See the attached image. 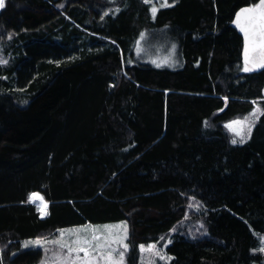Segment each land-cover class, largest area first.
Instances as JSON below:
<instances>
[{
  "label": "trees",
  "instance_id": "16d2710c",
  "mask_svg": "<svg viewBox=\"0 0 264 264\" xmlns=\"http://www.w3.org/2000/svg\"><path fill=\"white\" fill-rule=\"evenodd\" d=\"M162 3L5 0L0 264H39L43 252L25 250L27 240L123 222L127 263L139 264V246L177 229L192 199L207 235L175 233L168 264H264L255 253L264 115L244 144H232L226 128L256 104L264 110V68L242 70L245 44L233 27L259 0ZM160 45L178 68L155 63L147 51ZM33 193L49 203L47 218Z\"/></svg>",
  "mask_w": 264,
  "mask_h": 264
},
{
  "label": "snow or ice",
  "instance_id": "6c2138e0",
  "mask_svg": "<svg viewBox=\"0 0 264 264\" xmlns=\"http://www.w3.org/2000/svg\"><path fill=\"white\" fill-rule=\"evenodd\" d=\"M150 2L151 0H145V3ZM3 6L4 0H0V8ZM161 6H170L168 0H163ZM158 10L157 7H152L153 18H155ZM235 23L244 34L245 39L244 66L242 70L244 72H253L257 68H264V0H259V3L241 9L236 15ZM0 63H7V61L0 58ZM257 113L264 115V110L257 107L250 116L256 117ZM227 127L236 133L240 143H245L251 138L254 122L247 119L245 121L236 120L228 124ZM237 142L236 139L232 140L233 144ZM31 198L33 201L36 198L43 201V198L38 197L36 193L32 194ZM46 208L47 203L44 202L42 215L47 214L44 211ZM127 240L128 229L126 223L116 227L104 226L103 231L95 227L79 229L71 232L68 237H65L62 233L60 240L51 242L56 244L59 249V251L53 253V264H101V262L103 264H125V254L130 247L126 242ZM46 243L48 242L36 240L25 242L24 247H29V244L34 247H44ZM168 243H171V241L169 240ZM262 243H264V240H262ZM139 251L151 254L145 264H154L152 257H159V259L164 261L170 260V257L158 249L156 244L148 247L140 245ZM260 251H264V247Z\"/></svg>",
  "mask_w": 264,
  "mask_h": 264
},
{
  "label": "rangeland",
  "instance_id": "374dc122",
  "mask_svg": "<svg viewBox=\"0 0 264 264\" xmlns=\"http://www.w3.org/2000/svg\"><path fill=\"white\" fill-rule=\"evenodd\" d=\"M4 5H5V0H4ZM155 7H156V5H155ZM2 8H0V11H1ZM159 8H162V7H159ZM11 39H12V37L10 39L8 38L7 40L10 41ZM164 43H166V42H164ZM4 46H5L4 42L1 41L0 42V58H2L3 60L7 61V63H0V65H3V66L7 65L8 62H9V59H10L9 57H6V55L4 53V50H5ZM155 48L157 49L156 52L155 51H147V52H149L148 53L149 55H150V53H152L155 56L154 60H155V63H158V66H166V67H169L170 69L178 68L177 66L179 65V63L175 59V57H176L175 53H173V54H171V52L170 53H165V52H167L166 45H160V46H157ZM142 53L143 52H141L140 54H142ZM163 63H165V65H162ZM172 67H175V68H172ZM16 89H18V88H16ZM257 107L260 108V106H258V104H256L255 108H257ZM259 115L260 114L257 113L256 117H252L249 114V115L244 116L242 118H238V119H234L232 121H229L226 124V128H227V130H228V132H229V134L231 136V139L232 140L236 139L238 141L234 145H241V144H244V143H240L239 142V137L236 135V133L234 131L230 130L227 127V125L230 124L233 121H236V120H240V121H245L246 119L247 120H251V121L254 122V127L252 128V131H251V136H252V132H253V130L255 128V125L257 123ZM248 140H250V139H248ZM248 140H247V142H248ZM36 194H38V197H40L39 195H41L39 193H36ZM31 197H32V195L30 196V203H32L36 207H38L39 211L41 212V216L42 217H46V215H42V209L44 208V202H45L43 196L41 195V197L43 198V201H41V199H39V198H36L33 201V199ZM44 211L46 213H48V205H47V208L44 209ZM202 211H203V206L201 205V203L199 201H196L195 199H192L191 203H190V205H189V207H188V209L186 211L185 218L183 219V221L181 223H179L180 226L177 229H175V231H172L171 234H169L167 236H163V239L160 238L158 244H156L157 248L160 249L161 251H163L164 253H166L165 247L168 246V244H170V243H168V241L169 240L172 241L173 235L175 233H177L178 231L180 233H183L184 235H188L191 238H195V239L205 238V236L207 235V230H206V227L204 226V222H203L202 217H201V212ZM125 223L126 222L116 223V224H103V225L87 224V225H84V226L73 227V228H68V229H62V230L58 231L57 233H55L54 235H52L50 237H44V238H38V239L25 241V242H32V241H36V240H41V241L48 242V243H46L44 245V247H34L32 244H29V247L25 248L24 247L25 242H24L23 243V248L25 250H27V249H40L43 252V260L39 264H53V253L56 252V251H59V249H58V246L56 244H53L51 242L60 240L62 233L64 234L65 237H68L71 232L77 231L79 229H86V228H90V227H95V228H98L101 231H103L104 230V226H114V227H116V226H120V225L125 224ZM126 225H127V229H128V224L126 223ZM128 235H129V231H128ZM257 236H258V239H259V247L255 251V253L258 254V255H261L263 257V260H264V251H260V249L262 247H264V243H262V240H264V234H258ZM145 247H148V246H145ZM81 255H83V254H81ZM166 255H167V253H166ZM150 256H151V254L148 253V252L141 253V259H140V263L139 264H145V262L150 258ZM127 257H128V251L125 254V264H128L127 263ZM152 259L154 260V264H168V262H169V260L168 261H164V260L159 259V257H152ZM101 264H103V262H101Z\"/></svg>",
  "mask_w": 264,
  "mask_h": 264
},
{
  "label": "water",
  "instance_id": "95a60500",
  "mask_svg": "<svg viewBox=\"0 0 264 264\" xmlns=\"http://www.w3.org/2000/svg\"><path fill=\"white\" fill-rule=\"evenodd\" d=\"M244 8H246V7H244ZM242 9H243V8H242ZM240 10H241V9H240ZM240 10H239L237 13H239ZM237 13H236V15H237ZM236 15H235L234 20H233V27H234V29L239 33V35L243 38V40H244V44H245L244 34L240 31V29L237 27V25H236V23H235ZM260 69H263V68H257L256 70H260Z\"/></svg>",
  "mask_w": 264,
  "mask_h": 264
},
{
  "label": "built area",
  "instance_id": "2783aa9c",
  "mask_svg": "<svg viewBox=\"0 0 264 264\" xmlns=\"http://www.w3.org/2000/svg\"><path fill=\"white\" fill-rule=\"evenodd\" d=\"M40 196V195H39ZM41 197V196H40Z\"/></svg>",
  "mask_w": 264,
  "mask_h": 264
}]
</instances>
